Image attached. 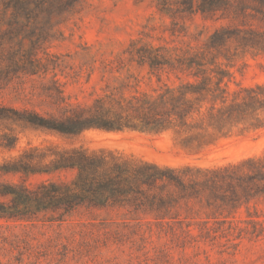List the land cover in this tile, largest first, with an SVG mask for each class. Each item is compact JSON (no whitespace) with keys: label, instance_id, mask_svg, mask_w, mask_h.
I'll return each instance as SVG.
<instances>
[{"label":"rangeland","instance_id":"374dc122","mask_svg":"<svg viewBox=\"0 0 264 264\" xmlns=\"http://www.w3.org/2000/svg\"><path fill=\"white\" fill-rule=\"evenodd\" d=\"M198 68L209 85L219 75L231 89L264 82V0H0V205L11 188L71 181L73 172H45L44 156L60 150L189 168L186 181L201 179L197 169L263 158L264 128L217 140L208 95L190 120L214 140L199 152L193 140L181 145L190 133L63 135L27 121L66 124L79 110L95 112L96 100L129 116L121 95L154 94ZM175 197L180 206L165 220L129 206L0 218V264H264V198L232 211L227 192L216 206L207 195Z\"/></svg>","mask_w":264,"mask_h":264},{"label":"trees","instance_id":"16d2710c","mask_svg":"<svg viewBox=\"0 0 264 264\" xmlns=\"http://www.w3.org/2000/svg\"><path fill=\"white\" fill-rule=\"evenodd\" d=\"M185 78L176 77L179 84H163L154 94L139 92L138 96L116 100L119 108L130 109L129 116L106 109L101 100L95 101V112L79 110L67 123L34 117L27 120L35 127L63 135H76L87 129L106 131H139L158 134L171 130L176 134L190 133L182 139V147L195 141L199 152L212 143L199 132L203 125L192 123L194 115H202L201 99L209 100L208 116L214 118L211 127L217 140L234 130L264 128V82L253 86L231 89L225 76L219 75L213 85L201 68ZM193 77L195 82H190ZM199 79V80H198ZM210 93V94H209ZM204 115V114H203ZM194 120V119H193ZM45 171H70L73 178L68 183H44L35 190L25 187L11 188L8 204L0 205V218H22L46 211H57L68 216L79 208L104 209L109 207H135L156 214L160 220L171 219L180 206L175 194L206 197V204L227 192L233 196L229 203L232 211L242 203L264 198V157L251 158L222 168L194 170L197 177L186 181V172L158 166L143 160L122 158L102 151L83 148L55 151ZM240 199H244L239 201ZM187 207V204L185 205ZM231 212V211H230Z\"/></svg>","mask_w":264,"mask_h":264}]
</instances>
